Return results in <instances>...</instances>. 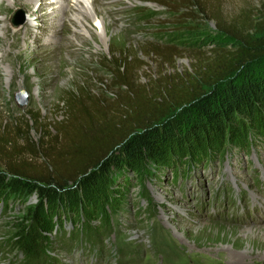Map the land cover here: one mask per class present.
I'll use <instances>...</instances> for the list:
<instances>
[{
	"label": "rangeland",
	"instance_id": "1",
	"mask_svg": "<svg viewBox=\"0 0 264 264\" xmlns=\"http://www.w3.org/2000/svg\"><path fill=\"white\" fill-rule=\"evenodd\" d=\"M10 1L0 0V27L7 24L13 30L32 21L25 3ZM35 1L34 9H38L41 3ZM54 1L46 0L43 11L53 24L47 27L41 19L34 23L39 27L31 39L35 54H30L31 48L19 53L24 47L23 31L18 32L19 43H14L13 33L5 39L0 30V126L27 121L33 142L42 138V132L28 112L38 110L44 122L60 121L63 110L57 112L56 106L63 108L61 98L67 92L80 93L81 88L115 99L118 90L108 88L107 68L113 52L125 50L145 64L136 71L137 83L144 84L157 79L160 66L142 55L143 42L161 39L181 50L174 69L167 67L164 73L184 72L203 56H211L212 50L235 47L236 40L223 28L232 32L233 26L235 32L256 36L251 25L264 22V0H220L223 28L201 9L183 23V17L175 19L164 7L145 0H99L98 16L91 0H83L89 18L81 28L79 21L76 27L72 25L77 14L67 7L74 1L63 0L68 15L65 32L48 43L62 24L56 11L59 4ZM76 28L81 30L79 36ZM20 92L27 94L22 108L14 100ZM260 104L264 110V101ZM251 138L252 144L243 148L224 144L204 170L191 174L182 162L177 171L150 166L139 174H128L123 195L118 197L117 190L113 191V207L103 202L104 211L90 213L88 218L80 219L78 212L61 217V232L71 237L55 238L49 248L51 258L39 264H264L260 187V182L264 184V139L256 129L251 130ZM237 197L241 202L233 204ZM35 201L33 197L28 203L13 201L0 211V264H24L5 242L13 224Z\"/></svg>",
	"mask_w": 264,
	"mask_h": 264
},
{
	"label": "trees",
	"instance_id": "2",
	"mask_svg": "<svg viewBox=\"0 0 264 264\" xmlns=\"http://www.w3.org/2000/svg\"><path fill=\"white\" fill-rule=\"evenodd\" d=\"M219 1L145 0L183 23L201 9L221 27ZM230 27L232 32L221 28L236 40L232 50H212L184 72L164 73L174 69L181 50L161 39L143 42L142 55L160 66L157 79L144 84L137 83L136 71L145 64L125 50L113 52L107 68L115 99L81 88L61 98L60 121L44 122L38 110L28 112L42 132L38 142L29 139L27 121L0 126V211L10 202L36 199L5 242L24 264L49 260L54 239H70L61 232V217L78 212L85 219L103 212V202L113 207V191L123 195L128 174L150 166L177 171L181 162L191 174L204 170L224 144H252V129L264 139V22L251 25L256 36Z\"/></svg>",
	"mask_w": 264,
	"mask_h": 264
},
{
	"label": "bare ground",
	"instance_id": "3",
	"mask_svg": "<svg viewBox=\"0 0 264 264\" xmlns=\"http://www.w3.org/2000/svg\"><path fill=\"white\" fill-rule=\"evenodd\" d=\"M20 1L25 3L23 6L28 11L29 17H30V19H32V21H27L22 26H17L13 30H11L10 27H8V25L6 24V25H3L2 27H0V30L3 32V36L5 37V39L7 38V33H9V34L13 33L12 34V39H13L14 43H16L17 41H20V39L18 37L19 36L18 32L20 30L23 31V33H24L23 34L24 47L22 46L23 48L22 47L20 48L19 53L20 54L25 53L28 50H30V48H31L32 50H31L30 54L33 55V54H35V49H34V43L35 42H34V40H31V39H33V36H35L37 34V32L39 31L38 25L34 24V23L38 19H41L45 23V25L47 27H49L53 23L50 22V20H51L50 16L46 12L45 13L43 12L44 11V7L46 5V0H39L41 5H40V7L38 9H34L33 4L36 2L35 0H12L10 2L12 4H14V2L17 3V2H20ZM64 1H67V0H64ZM69 1H71V0H69ZM73 1H74L73 4L72 5H67V7H68V10L72 12V14L73 13L77 14V21H74V20H71V19L70 20L72 21V25H74V27H76V24L79 21L80 25H82L81 28H83L84 23H86L88 18H89L87 16L86 9L84 7V4L86 2L84 3L83 0H73ZM61 3L63 4V0H55L54 1V4H59V6L56 9V11L59 13L60 21L62 22V24L58 27V31L54 32L52 38L49 39V40H46L48 43L54 42L58 38V36H61L65 32V29H66V26H65L64 22H65V18H67L68 15H67V11L65 10V7H63V5ZM91 4H92L91 6H92V9H93L94 13L98 16L99 13H100L99 12V9H100L99 0H91ZM0 22H3V21L0 20ZM102 27H103V29H105V24L103 23V21H102ZM79 31L81 32V30H77V28H76L75 35L79 36L81 34ZM14 43H13V45H14ZM17 43H19V42H17ZM59 48L55 49L54 51H58Z\"/></svg>",
	"mask_w": 264,
	"mask_h": 264
},
{
	"label": "water",
	"instance_id": "4",
	"mask_svg": "<svg viewBox=\"0 0 264 264\" xmlns=\"http://www.w3.org/2000/svg\"><path fill=\"white\" fill-rule=\"evenodd\" d=\"M14 100H15L17 106L22 108L27 103V94L25 92L16 93L14 95Z\"/></svg>",
	"mask_w": 264,
	"mask_h": 264
}]
</instances>
